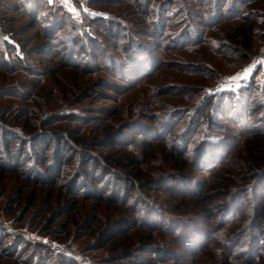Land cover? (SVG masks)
<instances>
[{
  "label": "rangeland",
  "instance_id": "374dc122",
  "mask_svg": "<svg viewBox=\"0 0 264 264\" xmlns=\"http://www.w3.org/2000/svg\"><path fill=\"white\" fill-rule=\"evenodd\" d=\"M262 86L264 0H0V264H264Z\"/></svg>",
  "mask_w": 264,
  "mask_h": 264
},
{
  "label": "trees",
  "instance_id": "16d2710c",
  "mask_svg": "<svg viewBox=\"0 0 264 264\" xmlns=\"http://www.w3.org/2000/svg\"><path fill=\"white\" fill-rule=\"evenodd\" d=\"M212 14H216V12L213 13V11H212ZM102 22H104V21H102ZM247 32H248V29H246L244 25L240 24V25L236 26L234 29V32L232 34V39L234 40L233 42H236V43L245 42L246 39L248 38V35H249V34H247ZM254 32H255L254 28H251L250 29V36L251 37L254 35ZM182 34L183 33L178 34L179 36H177V37L178 38H185L186 36L184 34L183 35ZM193 34L195 35V37L197 36L196 32H194ZM139 52H141V51H139ZM143 52L147 53L146 51H143ZM147 58H148L147 62H149V64H146L144 60L141 61L144 64L137 62V64L139 65L140 74L150 72V71H147L148 69L152 70L154 58H153V56H150V55H149V57L147 55ZM262 89H264V86H262ZM247 91H249V92L251 91L250 86L249 87L247 86V88L245 89V93H247ZM169 119H172V118L169 116ZM210 138L211 137L206 138V142H207L206 145H209V147L212 149L213 146L216 145V143L214 141H210ZM208 153H209V151L205 150L202 155L204 156V158L212 159V156H209Z\"/></svg>",
  "mask_w": 264,
  "mask_h": 264
}]
</instances>
